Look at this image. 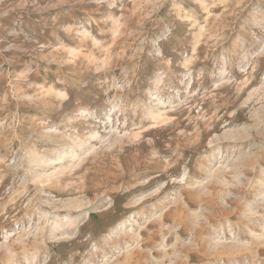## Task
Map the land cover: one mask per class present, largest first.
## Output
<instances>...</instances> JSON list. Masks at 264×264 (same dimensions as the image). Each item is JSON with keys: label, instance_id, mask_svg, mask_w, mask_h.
<instances>
[{"label": "rangeland", "instance_id": "rangeland-1", "mask_svg": "<svg viewBox=\"0 0 264 264\" xmlns=\"http://www.w3.org/2000/svg\"><path fill=\"white\" fill-rule=\"evenodd\" d=\"M0 264H264V0H0Z\"/></svg>", "mask_w": 264, "mask_h": 264}]
</instances>
